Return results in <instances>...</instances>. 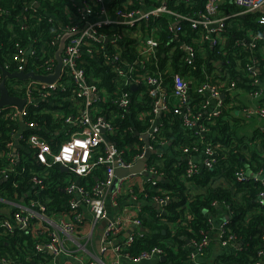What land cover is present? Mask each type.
<instances>
[{"label": "built area", "instance_id": "1", "mask_svg": "<svg viewBox=\"0 0 264 264\" xmlns=\"http://www.w3.org/2000/svg\"><path fill=\"white\" fill-rule=\"evenodd\" d=\"M112 1L84 0L78 2L74 7H76L79 22L76 25L66 26L57 37L60 44L64 35L73 34L66 42L58 79L53 83H47L32 78L27 80L15 78L18 82H12L11 85L22 95L14 96L10 94L8 88L7 90L11 96L24 99L26 103L22 109L15 105L0 107V113L8 109L7 119L13 121L19 119L28 130H32L28 137L19 132L15 134V138L9 144L12 152L6 155L11 165L21 159L19 150L26 143L33 150L37 163L44 165L45 168L60 164L67 166L68 172L73 173L79 179L96 177V182L90 188H87L90 183L83 185L76 180L68 182L66 191L71 196L69 208L74 210L73 215L63 213L57 221L50 220L49 218L52 217L46 215L45 205L34 200L25 203V199H22V204L12 202L10 205L11 208L16 209L14 216L0 217V230L5 233H13L16 228L28 230L32 226L33 219H36L46 224L41 232L45 241L38 244L37 249L48 252L54 258L78 259L79 264H128L124 263L123 259H127L132 264H142L150 262L157 256L162 257L163 252L159 247L135 258L125 253V250L133 244L134 234L122 242H117V240L124 232L127 223L142 228V222L137 216H133L136 215L133 212L111 218L108 201L110 200L113 206H118V203L125 197L131 198L136 203L143 202L144 199L137 194L139 192V194L143 193L145 198H149L144 201H150L154 205H168L171 202L170 192L158 185L160 181L150 178H163V173L159 171L161 162L154 158L155 155L163 156L162 148L165 146V141L159 139L163 113L173 110L174 114L182 117L187 128H199L203 133L207 132L205 127L198 124L201 115H194L190 107V90L193 81L182 73L172 71L173 55L180 54L182 62L195 66L199 53L205 51L204 46L209 45L215 48L225 45L229 38L228 28L234 21L245 16H249L250 25H242L240 34L235 37V47L250 53L257 48L264 49V0H225V2L205 0L200 8H197L198 0H151L150 5L146 4L148 0H127L118 8L110 7L109 4ZM32 4L23 10L24 24L30 10L34 11L32 8L35 4ZM181 4H184L186 11L178 8ZM70 9L68 7L67 11ZM164 15L171 18L166 27L167 41L163 40L162 26H150L153 19H159ZM186 25L196 33L195 37L190 36ZM162 47L169 51H163ZM31 50L29 54L34 55V51L31 52ZM83 54L111 68L115 75L116 89L110 91L100 85L101 78L86 63V60H82ZM14 59L16 61L15 71H11L12 67L6 65L5 72H25L47 76L54 73L56 68L55 66L48 74L38 73L37 69L33 70L30 67V59L25 56L22 49ZM162 59L167 60L164 70L159 67L153 70L150 68L152 64H159ZM53 62L54 60L50 58L45 60L44 64L49 65ZM246 69L253 84L259 89L250 93L256 102V107L254 111L249 108L244 109L245 118H259L258 128L264 133V102L260 101L264 98V82L261 79L260 65L254 60L247 65ZM167 76L172 77L171 93L167 91L165 85ZM213 80L216 78L206 75L205 81L196 88L197 93L205 97L202 110H205L210 118L221 114L226 92L232 95L237 94L236 82L229 84L219 80L213 82ZM71 84L74 85L73 89L67 90V86ZM57 91H70L72 106L78 111L75 116H62L60 123L66 125L62 134L68 135L69 138L57 150H54L49 142L35 132V129L39 128L38 124L26 122L25 118L29 115V109L33 104L51 102ZM136 91H138L137 96L140 100L144 98V94L153 99L152 110L138 112V121L144 123L146 130L137 133L140 139L126 143L123 148L114 140L122 130L121 126L115 123L117 114L114 111L104 113L103 104L110 101L112 106L127 111ZM239 91L242 94V91ZM60 111L47 106L41 109L42 113L52 114L54 112L56 118L61 117L59 116ZM147 151L154 153L145 164L143 172L119 178L114 187L117 178L116 170L132 168L145 157ZM184 152L189 155L187 157L189 177L199 171L198 165L194 162L196 156L203 155L201 162L203 167L213 168L216 163V153L210 146L205 147L203 154L200 153L198 146L185 148ZM98 168L102 169V178L96 175ZM8 171L9 169L4 170L1 178H8ZM248 177L261 182L264 186V169L256 174L249 169H239L236 172V178L239 181ZM43 180L44 178L38 174L32 179L34 186L39 189H44ZM4 200L9 201L0 194V201ZM258 202L259 205H264V189L259 194ZM82 205L86 206L91 213L93 227L99 222H105L100 248L101 257L97 261L85 259L84 255L90 256V252L86 246L79 245L76 241L75 234L78 233L79 228L84 227L85 223L84 214L79 212ZM163 208L161 213L165 212ZM136 212L139 213L140 210ZM228 219L229 217L225 223L220 225L217 233L222 245L226 247L236 245L235 235L227 234L225 228ZM67 240L78 244L81 254L67 248ZM211 241L212 238L207 235L202 240L190 242L194 264H202L201 261ZM258 256L254 264H264V248L259 250ZM106 258L111 262H108ZM0 264H12V262L7 258H0Z\"/></svg>", "mask_w": 264, "mask_h": 264}, {"label": "trees", "instance_id": "2", "mask_svg": "<svg viewBox=\"0 0 264 264\" xmlns=\"http://www.w3.org/2000/svg\"><path fill=\"white\" fill-rule=\"evenodd\" d=\"M82 1L84 0H74V2L71 0H0V83L3 80L6 65H10L11 71H15L14 57L20 49L30 59V67L33 70L37 69L40 74L50 73L57 65L56 52L59 47L57 37L66 26L76 25L79 22L74 6ZM126 1L113 0L109 5L112 8H118ZM204 1L200 0L197 8L202 7ZM32 3L35 4L32 8L34 11L30 10L24 24L23 10ZM146 4L150 5L151 0L146 1ZM68 7L71 8L70 11H67ZM178 8L186 11L184 4L179 5ZM170 21L171 18L164 15L159 19H153L150 26H162L163 40L167 41L166 27ZM243 24L250 25L249 16L242 17L231 24L228 28L229 38L225 45L215 48L205 45V51L199 53L195 66L182 62L180 54L173 55L172 71L182 73L193 81L190 90V107L194 115H201L198 124L205 127L207 132L203 133L199 128H187L182 117L174 114L173 110L161 115L159 139L165 141V146L161 147L164 150L163 156L155 155L154 158L161 162L159 171L163 173L165 180L158 185L170 192L171 202L165 207V215L151 206L145 205L140 208L138 218L142 222V228L147 229L148 233H134L133 244L125 250L131 258L159 247L165 261L159 260L146 264H194L190 242L202 240L207 235L212 238V241L205 251L202 264H254L259 258V250L264 248V205L261 206L258 202L259 194L264 186L250 177L242 181L236 178V172L239 169H249L254 174L264 169V133L258 126L249 132L245 131L247 121L242 117L243 109L247 106L245 107V103L240 99L242 95L239 90L251 93L259 89L253 84L246 68L251 61H258L262 57L260 48L250 53L235 47V37L240 34ZM186 30L190 36L195 37L196 33L191 31L188 25ZM30 50L35 54H29ZM162 50L169 51L165 47H162ZM50 58L54 62L49 65L44 64V61ZM83 59L101 78V86H105L110 91L117 88L114 81L115 75L110 67L84 54ZM166 64L167 60L162 59L159 64H152L150 68L153 70L159 67L164 70ZM259 65L262 69L264 60H261ZM206 75L229 84L237 83L235 88L237 94L232 95L226 92L224 107L218 117L210 118L205 110H202L205 97L196 91V88L205 81ZM263 78L261 73V79ZM16 80L7 79L6 87L10 94L21 96L22 94L11 85L12 82H18ZM165 85L167 91L171 93L172 77L167 76ZM73 87L74 85L71 84L67 86V90ZM134 94L127 111L112 106L110 101L103 104L104 113L114 111L117 114L115 123L120 125L122 130L114 140L123 148L126 143L140 139L137 133L146 130L144 123L138 121V112L152 110L153 99L150 96L144 94V98L140 100L137 96L138 91ZM260 101L264 102V98ZM72 105L70 91H57L51 102L33 104L25 121L38 124L39 128L35 129V132L49 142L54 150H57L69 138L68 135L62 134L66 125L60 123L62 117L56 118L54 112L42 113L41 109L47 106L62 110L64 116H75L78 109ZM7 110L4 109L0 113V194L11 201L25 199V203L34 200L43 204L48 217L61 216L63 213L73 215L74 210L69 208L71 196L66 191L68 182L76 180L83 185L90 183L87 187L90 188L96 182V177L79 179L73 173L63 171L60 164L45 168L44 165L37 163L33 150L26 143L19 150L21 159L11 165L6 156L12 152L9 144L15 138V134L20 131L23 122L19 119L15 121L7 119ZM31 131L26 129L21 134L28 137ZM193 146H198L201 154L205 147H212L216 153V163L213 168L198 165V173L189 177V159L187 158L189 155L184 152V149ZM126 156L130 157L127 154ZM6 169H9L8 178L3 179L1 174ZM37 174L44 178V189L34 186L32 179ZM96 175L102 178L101 168L96 170ZM137 194L142 199L149 200L148 197L143 196V193L137 192ZM0 204L6 206L1 202ZM9 209L8 214L0 213V217L14 216L16 209L14 207ZM219 211L229 217L225 228L227 234L235 235V246H223L219 239L213 241L212 234L226 222L225 215L222 217ZM43 227L44 224L33 219L32 226L28 230L16 228L13 233L0 230V258H7L12 264H51L53 256L37 249L38 244L45 241L41 233ZM77 231L81 233V228ZM218 240L220 250L213 253L216 250L215 242ZM212 255L215 256L211 257ZM123 262L132 264L127 259H123Z\"/></svg>", "mask_w": 264, "mask_h": 264}, {"label": "crops", "instance_id": "3", "mask_svg": "<svg viewBox=\"0 0 264 264\" xmlns=\"http://www.w3.org/2000/svg\"><path fill=\"white\" fill-rule=\"evenodd\" d=\"M200 0H198L199 2ZM225 2V0H223ZM260 55L262 56L260 58V60L258 59L257 62L260 63L261 60H264V49H261L260 50ZM260 73H262V75L264 76V66H262V69L260 67ZM262 81L264 82V78L262 79ZM241 100L243 103H245V107L246 108H249V110L251 111H254L255 110V107H256V102L253 100V98L251 97V94L250 93H246V92H242L241 94ZM244 108V109H246ZM244 109H243V112H242V117L247 121L246 122V128H245V131H251L254 129V127L258 126L260 124V120L259 118H245V113H244ZM63 111L61 110L60 113H59V116H63ZM26 126L24 124H22L21 126V129L19 131V133H23L26 131ZM18 148V146L16 147ZM164 151V150H163ZM203 161V155H198L196 156L194 162L195 164L197 165H200L201 162ZM62 167V166H61ZM162 182V181H160ZM221 182V181H219ZM1 203L3 204H6L5 205H1L0 204V213H3V214H8L10 211H9V208H10V205L12 202H16V201H0ZM16 203H23L22 200L20 201H17ZM108 210H109V214H110V217L111 218H116L118 216H121V215H128L130 212H133L135 213L136 215H133V216H139L136 211H139L141 207L147 205V206H152V202L150 201H143V202H133L131 198L129 197H125L123 198L122 201H120L118 204V206H113L110 202V200L108 201ZM156 209V207H154ZM165 209V208H163ZM79 212L80 213H83L84 216H85V223H84V227H81V233H76L75 234V237H76V241L79 243V245H84L86 246V248L88 249V251L90 252V256L89 255H84V258L85 259H90L91 261H95L97 257H94L93 256V253H97L99 256L98 258L101 257V253H100V248L102 247V232L104 230V227H105V222L102 221V222H99L98 224H96L94 227L92 225V215L91 213L89 212L88 208L86 206H80L79 208ZM219 215H221L222 217H224L225 214H221V211H219ZM59 218V216H56V217H52V218H49L50 220H56ZM226 218V215L225 217ZM66 220H69L68 218H65ZM44 227H46V224L44 223ZM147 230L145 228H138L136 226H134L133 224H126V228L124 230V232L122 233V235L119 237V240H117V242H122L124 240H126L131 234H134L135 232H140V233H144L143 231L141 230ZM148 231V230H147ZM217 233H213L212 234V237L213 238V241L219 239L218 236H217ZM216 246L214 248H216V250L213 252L215 253L216 251H219L220 248H219V243L220 241L218 240L217 242H215ZM66 245H67V248H69L72 252H79V246L78 244L72 242V241H69L67 240L66 242ZM214 246V245H213ZM235 246V245H234ZM82 252V251H81ZM80 253V252H79ZM81 254V253H80ZM53 256V255H52ZM215 255H212L211 257H214ZM103 257V256H102ZM106 260L109 262L110 260L106 258ZM159 260H162V257L161 258H158L155 257L154 259H152L150 261V263H155ZM111 262V261H110ZM51 264H79V260L78 259H75V258H68V257H60V258H54L53 256V260L51 262ZM142 264H146V263H142Z\"/></svg>", "mask_w": 264, "mask_h": 264}, {"label": "water", "instance_id": "4", "mask_svg": "<svg viewBox=\"0 0 264 264\" xmlns=\"http://www.w3.org/2000/svg\"><path fill=\"white\" fill-rule=\"evenodd\" d=\"M71 1L74 2V0H71ZM72 35L73 34L64 35L62 40H61V42H60V44H59L58 50L56 52L57 65H56L54 73H52L50 75H47V76H41V75L37 76V75H35L33 73H25V72H18V73L4 72L3 73V80L0 83V91H1L0 107L15 105V106H19L22 109L24 104L26 103V100L21 99V98L13 97V96H11L9 94V92L7 90V87H6L7 79L18 78L20 80H27L29 78H32V79L41 80V81H44V82H47V83L55 82L58 79V76L60 75V72H61V68H62V64H63L62 54L64 52L66 42ZM146 140H147V143H148V139H146ZM153 153L154 152H152V151H147L145 157L143 159H141L140 161H138L137 164L134 165L130 169H120V168H118L116 170L117 178L115 180L114 187L117 185V181H118L119 178L127 176V175H130V174L143 172L145 164L151 158ZM61 168L65 172L69 171V168L67 166H62ZM150 178H155L158 181H162V182L165 181L164 178H160V177H157V178L156 177H150ZM152 206L156 207V210L158 212H161V209L163 207H166L167 205H162L161 206V205L152 204ZM163 214L165 215L166 213L163 212ZM227 218H228V216H226V219ZM141 231H143L144 233H148L147 230H143L142 229ZM164 233H165V231H164ZM162 261H165L164 257L162 258Z\"/></svg>", "mask_w": 264, "mask_h": 264}, {"label": "rangeland", "instance_id": "5", "mask_svg": "<svg viewBox=\"0 0 264 264\" xmlns=\"http://www.w3.org/2000/svg\"><path fill=\"white\" fill-rule=\"evenodd\" d=\"M97 255H98V254H97L96 252L93 253V256H94V257H97L95 261H97V260L99 259V258H98L99 256H97Z\"/></svg>", "mask_w": 264, "mask_h": 264}]
</instances>
